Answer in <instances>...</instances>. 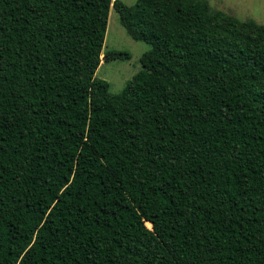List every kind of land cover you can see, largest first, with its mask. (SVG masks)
Returning a JSON list of instances; mask_svg holds the SVG:
<instances>
[{
    "label": "trees",
    "instance_id": "trees-1",
    "mask_svg": "<svg viewBox=\"0 0 264 264\" xmlns=\"http://www.w3.org/2000/svg\"><path fill=\"white\" fill-rule=\"evenodd\" d=\"M111 8L150 46L116 95ZM0 264H264V24L0 0Z\"/></svg>",
    "mask_w": 264,
    "mask_h": 264
},
{
    "label": "rangeland",
    "instance_id": "rangeland-1",
    "mask_svg": "<svg viewBox=\"0 0 264 264\" xmlns=\"http://www.w3.org/2000/svg\"><path fill=\"white\" fill-rule=\"evenodd\" d=\"M126 6H134L135 0H119ZM211 10L221 11L239 21L253 20L264 24V0H207ZM150 49L143 41H137L127 35L121 26L117 13L111 8L108 16L107 30L95 78L108 83V92L116 95L132 81L142 69L140 59ZM109 52H121L128 57L105 61ZM149 227V224H147Z\"/></svg>",
    "mask_w": 264,
    "mask_h": 264
},
{
    "label": "water",
    "instance_id": "water-1",
    "mask_svg": "<svg viewBox=\"0 0 264 264\" xmlns=\"http://www.w3.org/2000/svg\"><path fill=\"white\" fill-rule=\"evenodd\" d=\"M104 59V57L103 58H101V61Z\"/></svg>",
    "mask_w": 264,
    "mask_h": 264
}]
</instances>
